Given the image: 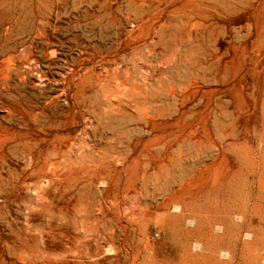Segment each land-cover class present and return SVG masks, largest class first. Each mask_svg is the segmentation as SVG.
<instances>
[{
    "label": "bare ground",
    "instance_id": "6f19581e",
    "mask_svg": "<svg viewBox=\"0 0 264 264\" xmlns=\"http://www.w3.org/2000/svg\"><path fill=\"white\" fill-rule=\"evenodd\" d=\"M260 1L0 0V238L22 242L19 255L37 260L43 226L29 212L44 203L42 186L52 178L50 171L56 175L59 160L70 167L76 184L127 157L148 118L163 114L168 103L178 100L188 73L199 76L219 44L233 45L251 37V26L238 25L234 19ZM85 4L75 22L69 21L78 32L72 33L78 53L68 55L63 70L57 71V54L69 40L62 19ZM248 97V138L253 144L256 133L262 148L264 63L250 72ZM61 99L64 111L82 121L74 132L63 134L61 125L57 127ZM226 111L222 101L217 117L220 133L229 127ZM235 130L237 124L230 132ZM250 148L252 160L263 159L264 153L257 152L260 148ZM171 170L172 165L165 166L147 182H161ZM181 221L186 227L196 218L190 214ZM191 247L189 241L179 259L166 264L193 262Z\"/></svg>",
    "mask_w": 264,
    "mask_h": 264
},
{
    "label": "rangeland",
    "instance_id": "374dc122",
    "mask_svg": "<svg viewBox=\"0 0 264 264\" xmlns=\"http://www.w3.org/2000/svg\"><path fill=\"white\" fill-rule=\"evenodd\" d=\"M85 6L62 19L69 40L57 54V71L68 55L78 53L72 24ZM234 23L249 24L251 37L219 44L199 76L188 73L178 100L148 118L127 157L115 159L109 170L80 178L77 185L70 167L58 159L56 175L50 171L52 178L41 189L44 203L29 212L43 226L41 256L19 255L22 242L0 238V264H166L177 261L189 241L195 259L186 264H264V157L251 159L250 147L260 144L256 133L253 144L249 141L246 124L250 72L264 63V0ZM222 101L229 127L220 133ZM60 102L57 127L63 134L74 132L82 121ZM257 152L264 153V146ZM168 165L167 179L147 182ZM190 214L196 221L182 226L183 216Z\"/></svg>",
    "mask_w": 264,
    "mask_h": 264
}]
</instances>
